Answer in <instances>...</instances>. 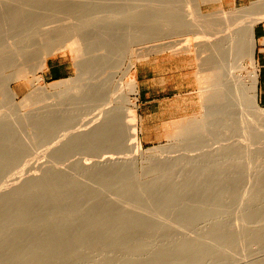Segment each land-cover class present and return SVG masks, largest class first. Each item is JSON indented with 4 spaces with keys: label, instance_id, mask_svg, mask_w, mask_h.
Masks as SVG:
<instances>
[{
    "label": "rangeland",
    "instance_id": "obj_1",
    "mask_svg": "<svg viewBox=\"0 0 264 264\" xmlns=\"http://www.w3.org/2000/svg\"><path fill=\"white\" fill-rule=\"evenodd\" d=\"M36 1H39L36 7L41 3L43 6H40L43 9L37 7L39 9L35 11L31 5L35 6ZM62 1L71 6L75 3L76 6H72L73 12L77 10L80 2L84 4L90 2V0L85 1L86 3L83 2L84 0ZM166 1H157L158 4L163 2V5L158 6L161 12L164 10V8L161 10V6H165L164 4L170 0ZM172 1L176 2L175 4L179 8L187 6L189 11L194 9L190 0ZM253 1L257 0H241L235 3L231 0L210 1L202 4L201 10L212 19V14L218 9L224 12L247 10ZM43 2L46 4V0H0V46L4 45L6 41L5 45L9 43L4 38L10 34L3 33L1 29L4 25L9 26L11 18L14 16L11 17V15L14 12L16 15L13 22L17 27L23 23L25 26V22L26 25L27 22L32 23V21L33 25L36 24L35 28L34 26L30 28L33 30L30 31L31 33L36 32V34L33 33L34 35L31 34L34 41L31 40L33 44L30 45L32 51L34 49V55L36 51H39L37 50L39 45H41L40 48L44 45L40 30H37L39 27L41 28V25L44 26L43 22L47 21L50 25L60 26L64 29L69 27L72 8L59 9L55 12L56 10L46 7ZM50 2V0L47 1V4L51 6ZM78 2L79 5H77ZM149 2L146 3L142 0V3L146 5H158L155 0H149ZM28 6L32 8L33 12L26 10L31 12L26 14V11H22L25 12L23 13L25 16L21 13L23 18L21 15L19 16V12H21L19 9L21 7L29 8ZM146 9L144 11L148 12L149 8ZM152 10L155 8L151 9L153 13ZM27 16L32 20L28 21L29 18H24ZM155 17H157L155 22H158V16ZM239 17L228 26V29L243 22L245 16ZM59 19L62 20L58 22ZM261 21H264V18L259 22ZM30 23L25 28L29 29L31 27L29 25H32ZM152 26L151 29L156 31L157 25L152 24ZM154 31L150 35L152 33L158 37L160 34L162 35L160 30H157L156 34ZM21 36L25 35L21 34ZM24 43L23 41L19 45ZM148 43L152 45L154 42L145 43L146 49H142L140 53L145 54L146 52V57L144 60L136 62L131 75L125 73V68L128 61L134 58L130 53L131 48L137 50L138 46H133L130 43L123 42L121 44L114 62L105 69L109 75L111 95L118 102H123L125 106L132 109L137 116L136 142L139 144L138 148H129L126 152L116 150L117 153L112 154H116L118 157L123 155L125 158L128 157L127 159L135 157L134 162L123 168L84 170L82 166L85 162L86 164L91 163L97 158L96 154L99 155V153L94 154L93 149L98 148L97 150H99L100 148H95L96 145H90V143L88 145L86 142L79 145L69 144L70 147L66 145L68 147H65L66 151L69 150L65 154L63 152L58 155L52 153V155L49 152L51 147L54 148L55 145L60 144L59 140L63 141L67 137V133L75 131V128L81 129L82 126L80 123L78 126V122L82 123L90 116L88 111L96 100V97L95 100L92 99L93 102L88 97L79 96L75 99L65 97L61 99L63 103L61 113L57 114L58 116L56 114L48 115L51 120L47 121V129L43 130L38 127L40 121V118L37 117L40 116L38 112L44 108L50 109L51 105L57 101L54 94L67 86L65 84L57 86L55 83L75 77L74 61L72 54L67 49L60 48L46 57L48 63L60 64L61 70L57 74V78H51L50 75L45 74V69L38 72V75L42 77L41 84L45 87V95L47 94L44 100L41 96L42 99L38 97L39 100L41 99V101L38 100L39 102H33L23 107L19 105L26 93L31 91L32 94L33 89L35 90L31 84V75L28 77L30 81L20 80L11 84L14 93L13 100L0 88V117L4 119L6 117L8 121L7 118L11 116L27 115L25 120H17L14 123L4 120L6 125H11L12 128L10 129L8 126V128L4 129L3 127L2 129L5 133H13V138L10 140L14 144H5L1 140L6 138L4 136L2 138L1 135L0 145L3 144L2 142L4 144L2 147L0 146V157L2 156V159L5 156L10 158L14 156V159L0 161V175H2L0 177V192L4 188L12 186L13 179H16V176L18 177L20 174L25 177L33 174L34 176L43 175L44 178L39 176L40 180L41 178L47 179L55 185L43 188L44 195H51L48 202L43 203L42 199H38L35 203V205L40 204L45 212H54L55 216L50 221L48 230L40 232L35 229L34 235H31L26 231L27 228H24L13 241L11 233L19 223L0 225V264H108L122 258L127 259L131 256L132 246L137 242L145 243L152 238H161L166 242H172L176 238L203 241V239L214 236L217 237L216 240L212 242L205 253L182 257L181 261L174 264H264V215L261 211L264 207V129H257L253 134L254 130H251V135H257L254 138L250 137L249 133L240 130L238 122H231L233 127L229 129L219 126L210 127L203 133L172 140L170 135L176 130L173 129L176 128L174 127L175 123H178L181 118H190L193 115L198 118L197 114L204 111L200 107L201 105L199 106L200 99H197L199 97L195 92L197 86L192 75L195 62L189 57H177L168 52H158L156 49L149 50L151 45ZM147 45H149L148 49ZM36 46L38 47L36 48ZM25 51L28 50H22V53ZM30 52L29 54L26 52L27 56L23 53L24 61L25 59L26 61L30 60L34 56ZM29 55L31 57L28 58ZM169 55L173 58L170 59ZM13 56L15 55L12 54ZM13 58V64L8 68H3L0 65V78L2 77L1 73L7 75L11 69L19 66L16 64H19L20 60L18 62L16 56ZM28 62L24 64H28ZM244 63L246 64L247 61ZM225 70L226 68L223 76L225 75L224 78L228 79L229 73ZM130 77L136 79V91H131V86L129 88ZM1 84L2 82H0ZM131 102H134L133 108ZM247 109L250 114L256 113V110L250 105ZM257 109L264 110V106L257 103ZM85 112H88V115ZM76 114H84V116L82 115L84 120L78 118L74 121L75 128L74 126L72 128L70 125L73 122H69L71 119L67 120L69 125L65 120ZM173 122L174 124H172ZM0 124H2V120ZM34 125L38 128H34ZM2 129H0V134L3 133ZM39 129L43 132L46 130L47 135L41 136L43 132ZM170 129L173 130L172 133ZM57 133L58 136H61L58 137ZM167 133L170 135L167 136ZM51 136H54L53 139L50 138ZM109 137L105 138L103 142L106 150L110 148L106 146L107 141L110 140ZM56 140L58 143L55 142ZM3 146L8 152L5 153V148L2 150ZM49 147L48 153L47 148ZM218 147L220 148L218 152L205 153L201 157L203 159H197L193 163H184L174 159L167 160L160 169L157 168V164L167 157L174 158L178 155L188 156L189 154V156H196L202 151L208 152ZM29 148L31 152H27ZM111 148L115 149V147ZM19 157L22 159L17 160ZM14 164L15 167L12 168ZM1 166L12 167L3 169ZM45 173H48V176L49 174L54 176L50 178L52 175L47 177ZM21 176V179H25ZM20 178L17 179L20 180ZM18 180H14L13 183L15 184V181L18 183ZM251 192H253L252 195ZM30 196L32 197L33 194ZM56 196L57 199L52 200ZM14 207L11 205L9 208L13 209ZM30 217L27 216L25 219H30ZM235 221L240 222L242 227L247 229L246 235L240 231H232ZM28 236L34 237L37 242H31L33 245L27 248L24 243ZM59 237L66 238V241L61 245L52 243V240ZM47 239H51V244L42 245L41 241ZM72 247L76 249L75 252L71 251ZM159 248L160 244L155 245L152 253L158 251ZM16 251L20 252L19 255L14 254ZM148 254H141L140 258L145 259L149 256ZM44 256L46 257L43 258ZM170 260L164 264H172ZM43 261L44 263H42Z\"/></svg>",
    "mask_w": 264,
    "mask_h": 264
},
{
    "label": "bare ground",
    "instance_id": "obj_2",
    "mask_svg": "<svg viewBox=\"0 0 264 264\" xmlns=\"http://www.w3.org/2000/svg\"><path fill=\"white\" fill-rule=\"evenodd\" d=\"M47 1L49 2V0H46V4L44 2L43 4H45L46 7L48 6L53 8L54 11L56 10L55 12L59 11V9H73L70 10V12L72 11V13H70L71 15L69 20V27L64 29L60 26L57 27L50 25L47 21V23L43 22L44 26L41 25V28L39 27L37 30H40L39 33H41V39L43 40L40 41H42L44 45L41 48V45H39V48L37 49L39 51H36L34 55V49L32 51L30 45L33 44L31 43V40L34 41L31 37V34H36V32L31 33L30 31L33 30H31L30 28H32L33 26L35 28L36 24L33 25V21L32 23L27 22L28 24H32L29 25L31 26L29 27L30 30L28 29V27L25 28V26H28V24L26 25V22L25 26L24 23L19 26V22L17 24L19 27H17L13 22L14 16L16 14L15 12L12 13L11 17L13 15L14 16L11 18L9 26L4 25V27L1 29L3 33H8L10 34V36L8 35L4 38V40H8L9 43L5 45V43L7 42L6 41L4 45L0 46V65L3 68H8L9 66H11V64H13V57L15 56L17 61L19 62L20 60V62L19 64L15 63L17 66H19L14 68L12 67L13 69H11V72L9 74L6 75L1 73L2 77L0 78V82H2V84L0 85V88H2L8 96H10L11 100H13L14 93L12 91L11 84L20 80H28L29 75H31V84L34 86L35 90L33 89L34 92L32 91L33 95L30 93L31 91L29 92L30 94L26 93L27 95L25 94L22 97L19 105L23 107L30 105L33 102H39L42 98L44 100L47 94L45 95V87L41 84L42 77L38 75V72L45 67L46 57L60 48L67 49L72 54V58L74 61L73 63L76 68V74L74 75L75 77H70V79L67 80H60L57 82L55 81L56 83L54 82L57 86H59L58 84H65L67 86H64L67 88L63 86L65 90L64 88H62L63 90L60 89V92L58 91V93L54 94L57 101L52 104L53 107L51 105V108H48L49 112L48 109L45 108L44 110L38 112V114L40 115H36L40 118H38L40 120H38V127L43 130L47 129V121L49 119L48 115H59L61 113V106L63 104L61 102V99L65 97H71L72 99H75L79 96L88 97L91 98V101L96 97V100L94 99L95 103L93 102L94 100L92 101L93 105L91 104V108L88 111L90 116L85 120L82 119V115L84 116V114H76L73 117L71 116L66 118L65 121L71 119L69 120V122H73V125H70V127L72 128L75 124V120H77L78 118L80 120H84L82 123H76L78 126L81 124L80 126L82 127L81 129H77L75 128V125V131H69L70 133H67V137L65 136L67 139L63 137L65 140H59L58 142L60 144H57L58 146L55 145V147H51V149L50 147L47 148V152L50 149V154L55 153V155H58V153L62 154L63 152L65 154V152L69 150L68 149L66 151V148H68L66 145L70 147L69 144L79 145L80 143L83 144L84 142L85 144L86 142L88 145L90 143V145H96L95 148H100L99 150H97L98 148L93 149L94 154L99 153V155L96 154L97 158L99 159L95 158L93 162L91 161V163L89 162L87 164L85 162V164L82 166L84 170L95 171L97 169L101 170L109 168H123L135 161V157H132V159H130L131 157L127 159L128 157L125 158V156L123 155H121V157H118L116 154V156L112 155L114 153H117V151L119 150H122V152H126L129 148L133 149L134 147V149H136L139 145L136 142L137 116L132 109H129V107L125 106L123 102H118L111 95V90L109 88V75L107 72H105V69L112 65V63L114 62V58L118 54V50L123 42L128 44L130 43L133 46H138L137 50L136 48H131L132 50L130 53L134 58L127 63V66L125 68V73L127 75L132 74L137 61H140L142 59L144 60V58L146 57V52L145 54H141L140 52L142 49H146L145 43L147 42H154L152 45L148 43L152 48H149V45H147V49L149 48V50L153 51L154 49H156L161 53L168 52L173 56H185L194 60L195 63L193 62L194 69H192V75L197 86L195 92L196 95H198L197 97H199L197 99H200L201 104H199V106L201 105L200 107H202L204 111L197 114L199 116L198 118H196L197 116L194 117L195 115H193V117L191 116L192 118L184 117L183 119L181 118L178 123H175L176 126H173L176 128L173 129H176L177 131L175 130V132L172 133L173 130L170 129L172 134L170 135L169 133L172 140L184 139L188 138L191 135H195L196 133H203L209 130L210 127L215 128L219 126L229 129L233 127L231 122H238V128L243 132L249 133L250 137L253 136L254 138L257 135H251V130H254L252 132L253 134L257 129H264V110L257 109L256 74L253 57V27L255 23L264 18V0L253 1L251 2V4H249L247 10L242 11L230 10L228 12H224L223 10L218 9L215 13L212 14V19L202 12L201 6L202 4H205L207 2L218 0H190L192 1L194 7L193 11H189L187 6L185 8L184 6L179 8L178 5L175 4L176 2H173L172 0H170L172 1L170 2L167 0L168 2L166 1L167 3L164 4L165 6H161V10H163L164 8L162 12L159 10L160 8L158 6L163 2L160 4L157 3V1L161 2V0H155L156 4L158 5H146L142 3V0H92V2L91 0L90 2H88L89 0H84L83 2L86 1L88 2V4L86 2V4L80 2L79 5L78 2L77 5L79 6L77 7V10H75V12H73L74 8L72 7L76 6L75 3H73L71 6L70 4H66L62 0H50V4L52 3L50 6L47 4ZM147 1L149 2V0ZM147 1L143 0V2L146 3ZM37 2L39 1H36L34 3L35 6L33 4L31 5L35 9V11L36 9H39L37 7L41 8V6H43L40 3L41 6L39 5L36 7V5H38ZM28 7L29 8L21 7L19 9L21 11L19 12V16L21 14L25 16V14H23L25 12L22 11L29 10L33 12L32 8L30 6ZM148 8L150 12H145L144 10H148ZM154 8L155 10L157 9V12L154 13L155 10H152V13L151 9ZM29 11H26V14ZM28 16L24 18H29L28 21L32 20V18ZM155 16H158V22H155L157 18ZM239 16H245L246 19L244 18L243 22L236 25V27L228 29V26L231 25ZM42 19L45 21L44 18ZM60 20L62 19H59L58 22ZM152 24L157 25L156 29L160 30L159 32H161L162 35L160 34L159 37L158 35L155 36L153 33L152 35H150V33L154 31L151 29ZM153 26L152 28L155 29ZM156 31H154V33ZM21 34L25 36L22 37ZM38 37L37 39L39 40ZM23 41L26 43V45L24 43L20 46L19 43H23ZM155 41L157 42L155 43ZM37 47L38 46H36V48ZM27 48H30L31 50ZM25 49L28 50L23 52L25 53V55L27 53L29 54L30 51L34 55L33 56L30 52L33 57L30 60L27 59V61H29L28 64H24L27 61L26 59L24 61V58L22 56V50ZM11 51L15 56L12 57ZM8 53L11 55H9ZM170 55L169 58H173V56L170 57ZM6 57L8 58L6 59ZM29 57L31 56L29 55L28 58ZM245 61H247L246 64L244 63ZM225 68V72L227 71L229 73V76L227 77L228 79L224 78L225 75L223 76ZM128 81H130V83L128 82L129 88L131 86L130 90L136 91V79L134 77H130V80ZM41 96L43 97L41 98ZM38 97L41 99L39 100ZM131 104L133 108L134 102H131ZM249 105L254 110H256V113L250 114L248 112L247 108ZM26 118L27 115L24 114L15 117L11 116L7 119L11 123H14L17 120H25ZM1 120L2 124H0V129H2L3 127L4 129L8 128L9 125H6V122H8L6 120V117L5 119L0 117V123ZM4 120H6V122H4ZM50 120L51 119H49V121ZM175 121L177 122V120ZM3 122L5 125L3 124ZM172 124H174V122ZM35 125L37 124L35 123ZM35 125L34 128L37 129L38 127ZM9 128L11 129L12 126L10 125ZM67 128L69 127L67 126ZM41 129H39V131ZM43 130L41 131L43 132ZM45 131L43 133L41 132V136H43V134L47 135ZM3 133L0 134V136L2 135L1 137L3 138L4 136L6 139L3 138L4 140L2 139L1 141H4L5 144H14V142L10 140V138H13V133H5L4 130ZM166 135L169 136L168 133ZM54 136L56 138V134ZM53 137L51 136L50 138L53 139ZM107 137H109L110 140L107 141L106 146L110 148L115 147V149L112 150L111 148L110 150V148H108L106 150L103 142ZM7 138L9 139L6 142ZM4 142L2 143L4 144ZM55 142L58 143L57 140ZM2 145L0 146L2 147ZM52 146L54 145L52 144ZM246 146L244 147L246 148ZM5 147L3 146L2 150H4ZM218 149L220 148L218 147L215 150L213 149L208 152L202 151V153H198V155L196 156H189V154L188 156L178 155L174 158L167 157L165 160L161 161L162 163L160 162V164H157V168L160 169L163 166L164 162H166L167 160L172 161L174 159L182 161L184 163H193L197 159L200 160V158L203 157L205 153H215L218 152ZM4 151L5 153L8 152L6 148ZM28 151L31 152V149L29 148L27 152ZM12 153L14 152L12 151ZM107 153L109 154L107 155ZM1 157L0 161L2 159L5 161L14 159V156L11 158L5 156L2 159ZM18 159L21 160L22 158L19 157L17 158V160ZM15 164L13 167H1H3V169H8L10 167L11 169V167H15ZM45 174L47 177L52 175L49 174L48 176V173ZM1 176L2 175H0V177ZM20 176L18 177L20 178ZM39 176L40 175L34 176V174L28 177L27 175L26 177L21 176L25 178H20L21 181L18 180V177L16 176V179L14 178L13 182L14 180H18V183H16V181L15 184L12 182V186L4 188V190L0 192V225H14L16 224V222L19 223L18 227H15L16 229H14L11 233V238L13 239V241L17 237V234H19V232H21V230L24 228H27L26 231H28L31 235H34L33 231L35 229L40 232L48 230L50 221L52 220V218H54L53 216H55L53 214L54 212H45L40 204L35 205L38 199H42V201H44L43 203H46L50 200L51 195H44V193H42L44 192L43 188L55 186L54 184H51L47 179H42L44 178L43 175V177L40 176L42 177L41 182ZM53 176L54 175L50 176V178ZM46 180L49 182V184ZM31 194H33L32 197L30 196ZM252 194L253 192H251V195ZM56 199L57 196L56 198H52V200ZM11 205L15 207L13 209H10L9 207ZM261 211L264 215V207L261 209ZM27 216H31L30 219H25ZM245 216L246 214L243 215L242 218L244 219ZM23 222H25L24 225H28L24 227ZM35 226H37L38 229ZM58 227L60 228V225ZM232 231H240L244 233V235L248 233L247 229L245 227H242L241 223L238 221L234 222ZM216 238L217 237L214 236L203 239V241L196 239L190 240L184 238H176L172 242H166L161 238H152L145 243L137 242L136 245L132 246L131 256L127 259L122 258L117 260L116 262H109L108 264H164L165 262H168L170 258V262L174 264L181 261L182 257L205 253L207 249H209L212 242L216 240ZM50 241L51 239L42 240L41 243L42 245H49L51 244ZM65 241L66 238L59 237L52 240V243L54 242L58 245H61ZM31 242L36 243L37 240L34 237L28 236L26 242L24 243V246L27 248L32 246L33 243ZM157 244H160L159 250L152 253L154 246ZM75 250L76 249L74 247L71 248L72 252H75ZM19 253L20 252L16 251L14 254L19 255ZM147 253H149V256H147L145 259L140 258L141 254ZM57 255H60V253H57ZM45 257L46 256H44L43 258ZM42 263H44V261Z\"/></svg>",
    "mask_w": 264,
    "mask_h": 264
},
{
    "label": "crops",
    "instance_id": "obj_3",
    "mask_svg": "<svg viewBox=\"0 0 264 264\" xmlns=\"http://www.w3.org/2000/svg\"><path fill=\"white\" fill-rule=\"evenodd\" d=\"M234 3L241 0H231ZM248 1V0H242ZM253 40H254V64L256 74V99L260 106H264V21L258 22L253 27ZM45 74L51 78H57V74L61 70L58 63H48L45 61ZM42 69V70H43Z\"/></svg>",
    "mask_w": 264,
    "mask_h": 264
}]
</instances>
